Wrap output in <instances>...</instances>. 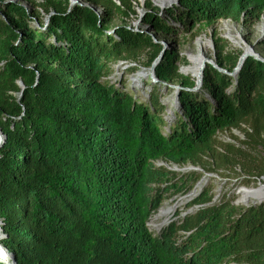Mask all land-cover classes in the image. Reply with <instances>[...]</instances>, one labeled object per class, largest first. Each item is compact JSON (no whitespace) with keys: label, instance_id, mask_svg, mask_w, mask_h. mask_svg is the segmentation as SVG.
Returning a JSON list of instances; mask_svg holds the SVG:
<instances>
[{"label":"trees","instance_id":"obj_1","mask_svg":"<svg viewBox=\"0 0 264 264\" xmlns=\"http://www.w3.org/2000/svg\"><path fill=\"white\" fill-rule=\"evenodd\" d=\"M25 1L29 9L0 0V243L14 263L264 264V202L239 207L205 190L191 201L195 213L157 234L147 226L164 199L185 195L202 175L177 178L155 161L207 172L241 165L255 175L245 149L217 133L249 125L243 143L264 147V62L247 57L236 77L207 64L189 91L195 80L165 49L154 75L182 88L173 123L158 96L138 102L106 79L113 64L142 55L151 67L163 49L151 34L176 35L172 21L196 33L219 20L252 27L264 0H179L164 15L147 2L149 33L113 24L136 15L137 0ZM213 44L216 64L232 72L242 52L226 50L217 31Z\"/></svg>","mask_w":264,"mask_h":264},{"label":"rangeland","instance_id":"obj_2","mask_svg":"<svg viewBox=\"0 0 264 264\" xmlns=\"http://www.w3.org/2000/svg\"><path fill=\"white\" fill-rule=\"evenodd\" d=\"M14 2H19L23 6L29 9V5L25 0H9ZM43 0H37L38 3ZM81 2L86 3V0H81ZM149 2L152 5V8L159 10L160 15L174 6L179 4V0H174L170 4L165 5L167 8L161 9V6L156 5L153 0H137V3L134 2V9L136 15H129V18H122L120 16L113 19L114 25H128L136 31L148 32V27L142 25V19L145 16L148 9H146V3ZM99 12H102V9L98 8ZM44 20H47L49 15H44L41 12ZM49 18V17H48ZM175 29L177 30L176 35H163L151 34L152 37L156 39L163 47L170 49L171 51L177 53L179 56V73L182 76L193 79L196 81L197 76L193 75L188 68L199 66L198 61L193 60V56L199 54L200 44L199 42L205 43V57L201 60L211 59L216 63L215 58V48L213 44V32L217 33L227 41L228 51H241L243 52L245 45L252 46L254 51L263 57L264 55V45H260L258 42L259 37L261 36V25H264V19L259 21L254 26L241 25L230 20H219L213 26L204 29L202 32L196 33V28L189 30H184L180 24L176 21H172ZM260 41V40H259ZM207 48V49H206ZM192 56V58H191ZM145 59V55L139 59V62L125 64L123 62L113 64L111 66V72L106 77L110 83L117 84L118 87H122L125 91L131 94L135 100L138 102H150L154 96H158L161 104L164 107V112L162 115L164 119L168 118V115H173L174 119L171 123L174 122L176 114L180 113V107L178 105V100H176L175 90L172 87L177 85L176 83H167L157 81L155 78L152 80L150 67H145L142 64V61ZM162 59V58H161ZM161 60L154 66V72L156 66ZM205 67L207 63H204ZM205 69V68H204ZM142 75L140 79L138 76ZM140 79L139 84L137 85L134 81ZM120 83V85H119ZM172 118V117H171ZM167 121V120H166ZM168 122L162 127V132L167 133ZM251 131L249 125H242L241 128H232L230 130L222 131L217 133V141L220 143H233L235 146H239L245 149L247 157L253 161L254 167V176H249L241 168V165H236L232 169L219 170L218 172H207L204 171L199 165L192 164L191 162L186 163L183 166L167 164L164 161H155L157 167L163 166L166 169L176 173L177 178L182 175L190 174L191 172L201 173V178L196 182L194 187L185 195L168 197L164 199L160 207L155 211L149 218L147 226L149 230L157 234L160 232V229L154 227V216L162 207H172L174 209L173 213L169 216L168 222L171 220H177L184 217L186 214H193L199 208L196 205L191 204L193 198H195L201 192L205 190H210L214 194V200L222 199L223 197H229L233 199V202L239 207H246L242 202V195L240 190L242 188L257 187L259 183L264 184V173L260 172V162H264V147L255 146L254 144L243 143L245 140V132ZM264 138V131L262 132ZM232 137H235L233 139ZM217 148L221 149L217 144ZM203 160H208L207 157H203ZM211 161V160H210ZM176 168V169H175ZM262 174V175H260ZM257 175V176H256ZM260 175V176H258ZM196 189L195 193L194 190ZM162 221V220H160ZM166 223V224H167ZM166 224L164 226H166ZM163 226V227H164ZM162 227V228H163ZM2 233L0 232V235ZM2 249L0 252L5 256V249ZM1 261H7L5 258H1ZM10 262V260L8 259ZM4 263V262H3Z\"/></svg>","mask_w":264,"mask_h":264},{"label":"water","instance_id":"obj_3","mask_svg":"<svg viewBox=\"0 0 264 264\" xmlns=\"http://www.w3.org/2000/svg\"><path fill=\"white\" fill-rule=\"evenodd\" d=\"M114 1H116V2L119 4V1H118V0H114ZM74 5L88 6L87 3H83V2H81V1H79V0H69V7L71 8V7L74 6ZM161 9L163 10V8H161ZM95 10L97 11V13H100L99 10H97V9H95ZM48 17H49V16H48ZM48 17H47L46 22L48 21ZM263 37H264V31L262 32V34H261V36L259 37L258 41H259L260 39H262ZM152 38H153L154 42H157L156 39H155L154 37H152ZM165 49H166V48L163 47V49H162V51L160 52L159 56L153 61L152 65H151V67H150V68H151V71H153L152 74H151V77H152L151 79H152V80H154V79L156 78L155 75H154V66H155V65L158 63V61L161 60V58L163 57V53H164ZM249 56H250V57H253V58L257 59V60H260V61L264 62V58H263L261 55H259L258 53H256V52L254 51V49H253L252 46H247V45H245V48H244L243 52L241 53V55L239 56V59H238V61H237V64H236V66L234 67V69H233L232 72H228L227 70L220 68V67H219V66H218L213 60H211V59H206V60H204V61L202 62V64L199 66V73H198V77H197V79H196V81H195V86H194L193 88H184V89L189 90V91H197V90L201 87V85H202V78H203V71H204V68H205V64H204V63H207V64H209V65L215 67L217 70H219V71L222 72V73H227V74H229V75H231V76H233V77H236V76H237V73H238L239 70L241 69V67H242V65H243V63H244V61H245V59H246L247 57H249ZM156 79H157V78H156ZM163 83L166 84L165 82H163ZM18 85H19L20 88H21V93H20V95H19V98H20V97L22 96V91H23V89H24L25 87H24V85H23V83H22L21 81H18ZM172 87H173L174 90H175L176 100H177V97H178L179 91H180V89H182V88H181V86H179V85H173ZM5 138H6V135H4V133L2 132V130H1V128H0V148H1V146L3 145V143H4V141H5ZM175 169H176V168H175ZM238 202H239V201H238ZM238 202H236L235 204H237ZM0 232H2L1 221H0ZM10 257H11V260H12V264H15L11 255H10Z\"/></svg>","mask_w":264,"mask_h":264},{"label":"bare ground","instance_id":"obj_4","mask_svg":"<svg viewBox=\"0 0 264 264\" xmlns=\"http://www.w3.org/2000/svg\"><path fill=\"white\" fill-rule=\"evenodd\" d=\"M81 1V0H79ZM174 0H153V2L161 6V8H167L165 5L170 4ZM264 31V25H261V33ZM200 49L199 54L196 56H193L194 61H198L199 66L202 64L203 61H201L206 55H205V43L199 42ZM207 49V48H206ZM192 58V56H191ZM199 66H195L194 68L189 67L188 70L193 74L196 75L199 73ZM143 76L139 74L138 78H142ZM136 78L134 82L138 85L140 79ZM196 189L194 190L195 193ZM240 193L242 195L241 199L244 205L248 204H256L264 202V184L259 183L257 187H250V188H242L240 190ZM174 209L172 207H162L159 209V211L154 216V227L156 229H161L169 219V216L173 213ZM162 220V221H160ZM2 250V249H1ZM0 250V252H1Z\"/></svg>","mask_w":264,"mask_h":264},{"label":"built area","instance_id":"obj_5","mask_svg":"<svg viewBox=\"0 0 264 264\" xmlns=\"http://www.w3.org/2000/svg\"><path fill=\"white\" fill-rule=\"evenodd\" d=\"M3 238V235L1 234L0 235V240ZM0 248H3L2 246H1V243H0ZM4 249V248H3ZM1 250V249H0ZM4 254H6L5 256H2L3 254L1 253V255H0V261H1V258L3 257V258H5L7 261L5 262V261H3L4 262V264H11V262H9L8 261V259L10 260V256H9V253H8V251L5 249V253ZM2 262V261H1Z\"/></svg>","mask_w":264,"mask_h":264}]
</instances>
